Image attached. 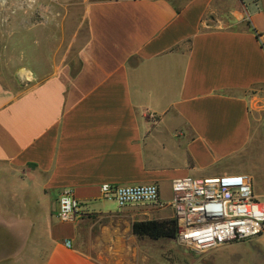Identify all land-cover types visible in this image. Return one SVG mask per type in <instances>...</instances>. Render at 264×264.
<instances>
[{"label":"crops","instance_id":"obj_1","mask_svg":"<svg viewBox=\"0 0 264 264\" xmlns=\"http://www.w3.org/2000/svg\"><path fill=\"white\" fill-rule=\"evenodd\" d=\"M40 1L14 0V14ZM44 1V39L16 32L36 37L30 81L11 79L0 48V264H164L175 241L132 224L174 219L172 181L234 175L247 157L252 175L237 174L264 185V0ZM104 183L156 184L159 202L119 208ZM64 189L81 211L66 223ZM255 249L262 236L213 255Z\"/></svg>","mask_w":264,"mask_h":264},{"label":"built area","instance_id":"obj_2","mask_svg":"<svg viewBox=\"0 0 264 264\" xmlns=\"http://www.w3.org/2000/svg\"><path fill=\"white\" fill-rule=\"evenodd\" d=\"M101 199L119 208L157 204L156 184H101ZM169 206L177 223L176 244L202 254L233 243L264 236V201L255 194L247 174L195 179L178 178L171 184ZM81 215L80 204L71 190L64 189L57 200L56 217L71 222Z\"/></svg>","mask_w":264,"mask_h":264},{"label":"rangeland","instance_id":"obj_3","mask_svg":"<svg viewBox=\"0 0 264 264\" xmlns=\"http://www.w3.org/2000/svg\"><path fill=\"white\" fill-rule=\"evenodd\" d=\"M23 2V0H21ZM13 2L14 0H0V48L5 52H9L10 55L15 56V60L13 63H10L11 69L13 68V74L11 79L16 82L20 83H26L30 81L29 77H23L20 76V73L22 71H26L30 74L29 71V53L31 51H28V44L29 40H33L37 37L39 40H43L45 37V33H48L51 31V25L48 22L49 16L46 12V10L39 6V3L42 5H45V1L41 0L38 3L37 8L33 6L32 8H29L28 5H24L22 3L21 10L17 11L21 15L17 16L14 14L13 11ZM28 2V0H26ZM28 30L34 31V33L37 35L36 37H28L24 36L23 43L19 44L20 35L19 33L16 34V32H19L18 30ZM28 31H26L27 34ZM82 35V34H81ZM51 39L47 38V42H49ZM17 44V46H15ZM49 49L46 51V49ZM53 48L52 43H48L46 46L45 44H42V49L44 50L41 52L40 56L44 60V58H49L51 56L50 49ZM46 51V53H45ZM21 58V59H20ZM19 60V61H18ZM45 61V60H44ZM43 61V62H44ZM260 144L262 149H264V132L260 134ZM231 167L235 170L234 173H251L253 170L251 164L249 163V158H240L235 157L232 159ZM258 194L261 196H258L261 201H264V185H262V188H259ZM257 194V195H258ZM264 238V236H262ZM142 248L141 241L138 242V245L135 246L134 243V249L137 247ZM225 247V246H224ZM223 247H220L218 249H221ZM218 249H215L213 251H209L202 254L194 253L182 246H179L175 243H169L164 248V264H222L221 259L218 257H215L213 254ZM235 262V261H234ZM228 264V263H227ZM234 264H264V249H262L261 252H258L255 250L247 251L245 254H241L239 259Z\"/></svg>","mask_w":264,"mask_h":264},{"label":"trees","instance_id":"obj_4","mask_svg":"<svg viewBox=\"0 0 264 264\" xmlns=\"http://www.w3.org/2000/svg\"><path fill=\"white\" fill-rule=\"evenodd\" d=\"M132 233L138 238L151 240H175L177 223L175 219L167 221H138L132 224Z\"/></svg>","mask_w":264,"mask_h":264},{"label":"bare ground","instance_id":"obj_5","mask_svg":"<svg viewBox=\"0 0 264 264\" xmlns=\"http://www.w3.org/2000/svg\"><path fill=\"white\" fill-rule=\"evenodd\" d=\"M20 76H23V77H29L30 74H29L28 72H26V71H22V72L20 73Z\"/></svg>","mask_w":264,"mask_h":264}]
</instances>
